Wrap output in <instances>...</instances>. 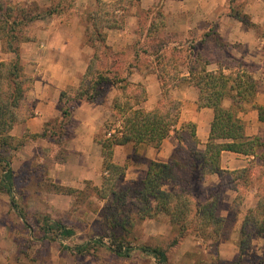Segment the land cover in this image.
Wrapping results in <instances>:
<instances>
[{"label":"trees","instance_id":"trees-1","mask_svg":"<svg viewBox=\"0 0 264 264\" xmlns=\"http://www.w3.org/2000/svg\"><path fill=\"white\" fill-rule=\"evenodd\" d=\"M229 2L230 15L251 26L249 15L241 9L243 2L237 6L232 5L236 0ZM140 3L141 0H96V9L86 14L84 27V44L91 47L92 54L79 84L60 93L61 116L46 122L38 134L25 130L21 137H14L11 135L13 127L35 115L34 101L28 100L33 78L24 70L21 44L32 39L31 27L36 21L67 12L73 7L74 0H51L47 7L33 0H0V42L2 51L10 55L0 60L1 188L8 195L13 193L15 174L10 166V153L23 147L26 138H43L56 144L60 160L64 163L67 159L62 156L67 151L65 144L71 139V130L75 127L72 119L75 104L80 101L104 104L109 89L114 87L116 92L109 106L113 120L104 124V136L96 139L101 144L103 158L102 183L92 188L100 199L111 197L104 218L112 237L118 242L112 250L117 255L128 257L132 249L127 237L134 223L131 214L125 210L128 203L136 209L135 216L139 221L154 218L160 213L166 215L177 229L178 238L194 233L204 240L216 241L225 225V218L218 213L223 191H235L233 202L239 204L242 201L241 190L256 184L257 202L247 210L239 230L238 247L242 253L252 236L264 232V137L246 135L245 123L239 117L245 104L255 96L258 82L244 70L235 75L225 74V67L221 65L218 71L208 70L207 66L214 60L202 58L193 41L187 50L170 46L163 0L147 9ZM131 9L138 17L136 34L140 39L129 47L133 57L124 58L126 49L114 51L107 43V30L122 28ZM143 20H146V26ZM209 40L223 53L228 52L229 44L211 27L201 34L198 43L203 45ZM140 56L160 83L161 99L152 109L143 106L147 100L145 85L130 79L138 67L132 61H137ZM180 61L184 70L179 68ZM187 85L197 89L199 107L213 110L209 138L203 151L197 149L199 141L193 123H184L176 128L181 101L171 98L169 91ZM225 100L230 103L225 105ZM252 107L257 110L259 121L264 123V106L253 104ZM172 131L179 145L170 161L150 162L146 176L138 186L117 191L115 185L123 180L126 164L119 165L113 161V147L132 143L135 147L146 144L158 148ZM223 151L249 157L247 166L234 170L221 168ZM211 174H217L219 184L205 194L203 183ZM53 187L54 193L73 198L82 191L59 184ZM12 207L16 208L14 200ZM18 212L25 221L24 214L20 210ZM41 225L43 237L51 241L67 239L75 233L73 228L47 217ZM97 242L102 243L101 240ZM89 245L87 242L75 248H64L82 255ZM141 249L153 254L158 262H166L164 250L150 246H141Z\"/></svg>","mask_w":264,"mask_h":264},{"label":"crops","instance_id":"crops-1","mask_svg":"<svg viewBox=\"0 0 264 264\" xmlns=\"http://www.w3.org/2000/svg\"><path fill=\"white\" fill-rule=\"evenodd\" d=\"M158 1L141 0L140 6L147 9ZM78 2L79 12L72 13L68 20L64 15H55V17L36 21L38 29L34 32L33 38L21 44L24 70L33 78L28 99L34 101L35 115L27 119L25 123L15 125L11 131L12 136L19 137L25 130L33 134L40 133L46 122L61 116L60 93L79 84L92 49L84 44V26L77 25L76 21L80 15L94 7L96 0H78ZM228 3L229 0H167L164 10L167 20L174 18L180 22L179 25L168 26L167 30L187 35L191 30H198L197 25L202 22L218 21L219 35L223 41L241 45L243 51L237 54L245 62L262 65L264 63V37L258 35L252 25H245L231 16ZM245 12L249 15L252 24H258L261 21L264 29V0L247 1ZM127 21L128 26L123 29L107 30V43L114 51L125 50L127 45L133 41L135 34L133 29L138 24L134 9L130 10ZM132 25L133 29H131ZM8 57L10 55L2 51L0 42V60ZM208 66L211 67L210 70L214 69L212 65ZM259 78L255 96L239 113V117L245 123V134L248 136L264 133V123L259 121L257 110L252 107L253 104L264 106V73ZM130 79L141 82L146 87L147 100L143 106L146 109L157 106L161 99V89L156 75L136 71ZM115 92L114 87L109 90L104 104L86 101L75 104L72 111V119L75 123L74 133L65 146L69 155L66 161L55 169L53 175L69 187L79 189L87 182L98 184L103 176L101 144L96 140L95 135L103 130L104 124L111 118L109 106ZM169 95L181 101L176 128L184 123H193L199 141L197 149L203 151L209 138L213 110L209 107H199L198 91L194 86L175 87L169 91ZM36 141H41L42 145L57 146L43 138H37ZM178 145L177 137L172 131L158 148L146 144L135 147L132 143L114 146L113 161L119 165L126 164L122 182L129 183L135 179H144L150 162H169ZM248 159L249 157L242 154L223 151L220 156V166L229 170L239 169L247 166ZM68 174L73 176H68ZM218 184L217 174H211L203 183V187L212 189ZM49 195L57 197L55 201L66 202L67 200L69 202L72 198L71 195L54 192ZM235 195L236 192L231 189L223 191L218 209L219 215L226 218L228 212L226 206L233 203ZM16 208L14 210L18 212L19 209ZM2 210L0 206V214ZM20 219L24 223L21 217ZM15 222L19 224L20 220L16 219ZM10 225L13 226V224ZM10 225L0 217V264H28L20 252L19 236L10 228Z\"/></svg>","mask_w":264,"mask_h":264},{"label":"rangeland","instance_id":"rangeland-1","mask_svg":"<svg viewBox=\"0 0 264 264\" xmlns=\"http://www.w3.org/2000/svg\"><path fill=\"white\" fill-rule=\"evenodd\" d=\"M247 1L250 0H236L232 5L237 6L239 2H243L241 3V9L244 14H247L245 12ZM36 2L42 7H47V4H50L51 0H37ZM166 3L167 0H163V12ZM229 3L228 9H230ZM78 8L79 2L78 0H74L73 7L60 15H64L65 19L68 20L72 13L76 14L79 12ZM94 9H96V4L93 8L88 9V12ZM88 12L79 16L76 21L77 25L82 24L85 27V18ZM129 14L130 11L126 14V20ZM165 22L166 30L168 26L173 27L180 24L178 19L172 18L167 20L166 16ZM143 24L144 26L147 25L146 20H143ZM36 25L34 23L31 27L32 38L34 32L38 29ZM127 26L128 21L120 29ZM252 26L255 27L258 35L264 37L261 21L258 24H252ZM209 27L219 34L218 21H212L211 23L202 22L198 24V30H191L187 35L167 30L170 34L167 38L171 42L170 46H180L183 50H187L191 44L190 42L193 41L195 43V50H198L202 54V58L214 60L210 64L213 66L214 69L212 70L214 71L220 70L219 66L221 65L225 67L223 68L225 74L235 75L236 73L245 71L246 74L253 76L254 79L256 77L257 79L255 80L258 82L259 77L264 73V63L257 65L245 62L237 54L243 51L241 45L228 43V52L223 53L218 47L214 46L213 41L209 40L203 45L198 43L201 34L209 29ZM131 29H133V25ZM133 30L135 31L134 38L132 43L127 45L124 58L133 57L132 50L129 47L134 45L136 40L140 39L136 34L137 25H135ZM132 62L136 63L138 67L133 70L130 78L136 71H143V73L150 72V67L147 63H144L143 57L140 56L137 61ZM178 64L179 68L184 70V64L181 61ZM209 68L211 67L207 66L208 70H210ZM171 98L174 97L172 96ZM29 101L33 102V100ZM229 103V100H225L224 102L225 105ZM112 120L110 118L107 122H112ZM71 132L74 133L73 128ZM95 136L96 139L103 137V130L99 131ZM262 136L264 137V133ZM31 140L26 138V143L23 147L10 153V166L15 174L13 193L8 195L3 191L0 184V206L3 208L0 214L2 216L0 217L6 220L9 225L13 224L12 227L10 225V228L19 236L18 245L20 252L28 264H264V232L252 236L249 246L242 253H240L238 247L239 230L244 216L247 210L253 208L257 202L255 194L256 184L241 190V203L235 204L233 202L230 206H226L228 212L225 218V225L216 241L204 240L194 233H188L183 238H178L177 229L170 224L166 215L160 213L154 218L139 221L135 216L136 209L129 203L126 204L125 210L131 214L134 226L127 237L132 249L129 256L124 257L117 255L112 250L118 242L112 237V233L108 229L104 218L105 208L111 202V197L100 199L96 191L92 190L93 185H101L102 178H100L98 184L92 182V184L82 185L79 188L82 191L78 194V197H72L69 202L67 200L66 202L55 201L57 197L49 195V193L53 192L54 184L67 186L53 177L55 169L63 163L60 160L61 155H58L59 148L58 146L42 145L40 144L41 141H36L37 139L34 142H31ZM68 155L69 151H66L62 156H66L67 158ZM2 173L3 170L0 166V176ZM141 180L135 179L129 183L121 181L115 185V189L118 191L126 187L134 188L139 185ZM210 190L211 188L208 187L207 189V187H204L205 194L209 193ZM12 200L15 201L16 207L24 214V223L19 217V212L12 207ZM251 204L253 205L250 206ZM46 217L73 228L75 231L74 235L67 239H57L54 241L43 237L40 226H42L41 222ZM16 219L20 220L19 224L15 222ZM118 233H121V231L118 230ZM97 240H101L102 243L97 242ZM87 242H90V245L82 255L71 253L64 248V246L75 248ZM141 246L157 247L164 250L166 262H158L153 254L143 251Z\"/></svg>","mask_w":264,"mask_h":264}]
</instances>
